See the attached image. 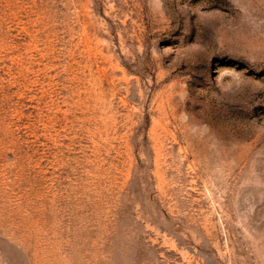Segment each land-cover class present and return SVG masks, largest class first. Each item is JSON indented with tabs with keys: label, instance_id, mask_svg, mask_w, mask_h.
Returning <instances> with one entry per match:
<instances>
[{
	"label": "rangeland",
	"instance_id": "1",
	"mask_svg": "<svg viewBox=\"0 0 264 264\" xmlns=\"http://www.w3.org/2000/svg\"><path fill=\"white\" fill-rule=\"evenodd\" d=\"M0 264H264V0H0Z\"/></svg>",
	"mask_w": 264,
	"mask_h": 264
}]
</instances>
